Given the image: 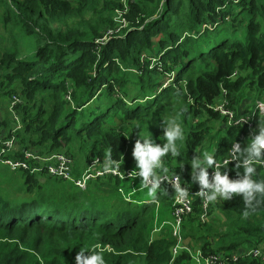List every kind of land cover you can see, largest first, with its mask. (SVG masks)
<instances>
[{"label": "trees", "instance_id": "obj_1", "mask_svg": "<svg viewBox=\"0 0 264 264\" xmlns=\"http://www.w3.org/2000/svg\"><path fill=\"white\" fill-rule=\"evenodd\" d=\"M92 1L0 0V28L10 38L0 43V109L7 97L21 100V128L5 157L61 152L72 158L74 177L95 157L108 162L109 154L122 170L135 169L136 140L152 136L162 145L163 120L173 116L186 149L164 157V167L185 181L191 159L208 148L218 161L235 142L247 147L264 116L254 117L251 130L223 131L225 120L213 107L224 92L240 113L243 98L264 94V0H132L128 28L104 43L97 40L117 5L97 11ZM92 15V24L84 23ZM11 131L2 114L0 133ZM237 162L221 170L233 180L243 172ZM253 179H264L261 166ZM128 186L107 176L81 190L0 164V264H75L76 253L89 250L105 264H195L186 250L172 257L174 238L165 220L159 224L157 198L126 201L120 191ZM164 193L162 202L172 205L174 192ZM200 211L197 202L184 224L183 245L191 252H264V201L247 218L241 195L213 202L210 218L221 215L218 227L201 224Z\"/></svg>", "mask_w": 264, "mask_h": 264}, {"label": "built area", "instance_id": "obj_2", "mask_svg": "<svg viewBox=\"0 0 264 264\" xmlns=\"http://www.w3.org/2000/svg\"><path fill=\"white\" fill-rule=\"evenodd\" d=\"M125 2L126 1H123L122 6H120L119 9L115 10V15L117 11H119V16L125 15L127 13L129 2ZM126 22L124 19H122V21L120 22V24L122 23V26H116L113 19V24L107 27L103 34V37L97 41L99 43H104V41L110 37L122 36L125 30L128 28L127 24L129 25V22ZM123 27L126 28L122 30ZM70 93L71 89L68 90V94ZM3 102L9 105V110L13 115L14 122L10 134H8L7 132L0 133V164L8 167L10 170H24L29 171L32 174L44 172L48 177L71 182L75 187L81 190H85L91 181H95L107 176L119 178L120 180L127 182L129 187L135 186L136 182L140 180L139 177H137L135 180L129 179L130 174L135 169L128 168L126 170H122L120 168V163L114 164L113 171L106 172L105 167H107V162L100 159L99 157L93 158L90 164L83 170L79 177H74V162L69 155H66L64 153H53L48 157H41L33 150H25L23 153V158L5 157V155L13 149L16 139V132L21 128L20 116L16 115L15 113V107L20 104L21 100L18 96L13 95L11 97L5 98ZM217 103L218 105L213 108V111L223 117L227 127L245 126L249 130H251L253 127L254 110L257 108V113L264 115V94L260 99L254 102L252 110L249 112L242 111L240 113H235V110H233L230 106L228 96L225 95L224 92L222 96L217 100ZM251 138H254L253 133L251 134ZM235 143L232 144L231 148ZM230 159L231 156L229 151V154L226 158L217 161V163L221 165L219 169H208L209 179H212L215 170L221 171L224 166L236 162L235 160ZM227 161H229V163ZM32 162L38 163L40 165L31 166ZM259 166L264 169V165ZM160 174L161 176H166V179L161 181V186L174 192V199L172 201L170 209L171 220L167 223H162V225L166 224L170 227L172 236L174 238L175 244L171 252L172 257L177 256L178 252H180L181 250H186L189 252L195 264H236L244 258L257 259L260 261L264 260V252L260 249L240 248L234 251H220L209 255H204L200 250L191 252L188 248H186L183 245V234L186 231L184 224L188 216L193 214L195 204L198 202L201 209L198 216V221L201 224L209 223L212 203H205L202 200L199 195L200 186L197 183H194L192 179H190L191 182L185 181L182 172L168 171L167 174H164L163 172H161ZM171 181L188 190L189 194L187 198H179L177 196V193L173 188ZM143 188H145L144 185ZM120 193H122V191H120ZM125 200L130 201L129 198H125ZM153 203H155V201ZM105 249L110 251L108 247H106Z\"/></svg>", "mask_w": 264, "mask_h": 264}, {"label": "clouds", "instance_id": "obj_3", "mask_svg": "<svg viewBox=\"0 0 264 264\" xmlns=\"http://www.w3.org/2000/svg\"><path fill=\"white\" fill-rule=\"evenodd\" d=\"M163 121L165 125L163 144L156 143L152 136L140 138L136 140L132 152L136 168L130 174L129 179L135 180L139 177L150 196L158 192L161 188V181L166 179V176L160 174L161 172L168 173V168L164 167L163 158L169 154L172 157L181 156L177 141L184 139V129L178 116ZM230 156V160L238 161L236 169H243L242 173L237 170L238 179H230L227 171L215 170L210 180L208 169H219L221 165L217 163L212 154L204 152L203 155L199 154L190 161L192 181L199 184V195L205 203H213L217 200L227 201L233 199L234 196L241 195L245 205L243 216L247 218L250 212H254L256 206L264 201V179H253L257 174V166L264 165V126H259V133L250 139L247 147L241 149L240 144L235 143L230 149ZM114 164L109 154L105 171H113ZM172 186L179 198H187L189 194L187 189L174 182ZM85 253L83 251L76 253L75 264H105L101 253L97 251L89 252V255Z\"/></svg>", "mask_w": 264, "mask_h": 264}, {"label": "rangeland", "instance_id": "obj_4", "mask_svg": "<svg viewBox=\"0 0 264 264\" xmlns=\"http://www.w3.org/2000/svg\"><path fill=\"white\" fill-rule=\"evenodd\" d=\"M123 1H126L128 3V2H131L132 0H93L91 2L90 7L97 4V11H98V10H101L102 7L105 4H108V5L112 6V7H114L115 5H117V7L115 8V10H116V9H119L120 6H122ZM115 10L113 11V14L111 15V24H112V19L114 18L115 25L116 26H122V23L120 24V22L122 21V19H124V15L119 16L118 15V12L119 11H117L116 12V15H115ZM110 13L111 12L109 10V11L106 12V15H110ZM95 15H92L90 17H83L82 20L84 21V23H90V24H92V21H93ZM125 22H126V20H125ZM61 26H62V29H65L67 27H71V24H69V25H61ZM108 26H111V25H106L102 29L101 35L104 34V32H105V30L107 29ZM127 26H128V24H127ZM55 27H57V26L55 25ZM126 27H123L122 30L124 28H126ZM5 39H6V43L9 44L10 43V38L0 28V43L3 44L5 42ZM247 99L253 100V97H248ZM253 101L255 102L256 100H253ZM1 104H2V109H0V116L2 114H5V113L8 115V118H9V128L12 129L13 128L14 118H13V115L11 114V112L9 110V105H7L5 102H3V100H2V103ZM246 105H247V103L244 104V106H246ZM16 107H15V113H16V115L20 116L19 113H18V111L16 110ZM248 110L249 109H246L245 108L244 111H248ZM222 122L223 123H221V126L220 127H222L223 128V131H224L225 128H226V124H225L224 121H222ZM177 145L179 147L180 152L182 151V147H183L184 150L186 149V145L184 143H181V145H179V142H177ZM209 151L211 152V150H209V148H208L207 151H205V152L210 153ZM212 151H213V149H212ZM203 153H204V151L200 155H203ZM187 169H188V172H189V173L187 172V175H189V178H187V181H190L191 182L190 179H192V169L190 167H187ZM10 171L11 172H17V171H12V170H10ZM163 191L164 192H168L170 190L164 188L163 186H161V188L158 190V192L154 196H150L148 194V189L143 188V184L140 181H137L136 184H135V186H133V187H129V186L126 187L124 190H122V193H120V194L124 197V199L125 198H129L130 201H144V200L150 201V200H154V199L157 198V200L155 201L156 210H158V212H157L156 215L160 218V220H159V224H160V221L162 219L161 217L163 215L164 216L166 215L165 217H167V215H168V217H169L168 219L171 220V215L169 213L170 212L171 205H165V203L162 202V201H164V196H165V193ZM215 215H216V217H215ZM219 219H221V215H217L216 211H213V214H212V216L210 218L211 224L214 225L215 227H218V225L220 224V220ZM89 251H87L85 255H89L90 254Z\"/></svg>", "mask_w": 264, "mask_h": 264}, {"label": "crops", "instance_id": "obj_5", "mask_svg": "<svg viewBox=\"0 0 264 264\" xmlns=\"http://www.w3.org/2000/svg\"><path fill=\"white\" fill-rule=\"evenodd\" d=\"M248 97H245V98H243L242 99V101H241V103H242V106H241V108L239 109V112H245L244 110H245V108L246 109H249L247 112H249V111H251L252 110V106H253V104H254V101L253 100H249V99H247ZM247 103V105L246 106H244V104H246ZM138 181H140V180H138ZM144 202H146V201H144ZM170 213V212H169ZM166 216V215H165ZM164 215L161 217L162 218V221L163 220H165L166 222H168V221H170L168 218V215H167V217H165Z\"/></svg>", "mask_w": 264, "mask_h": 264}, {"label": "bare ground", "instance_id": "obj_6", "mask_svg": "<svg viewBox=\"0 0 264 264\" xmlns=\"http://www.w3.org/2000/svg\"><path fill=\"white\" fill-rule=\"evenodd\" d=\"M216 106H217V105H215L214 107H216ZM214 107H213V108H214ZM257 115H258V116H264L263 114H259V113H257V108H256V109L254 110L253 119H254V117L257 116Z\"/></svg>", "mask_w": 264, "mask_h": 264}]
</instances>
